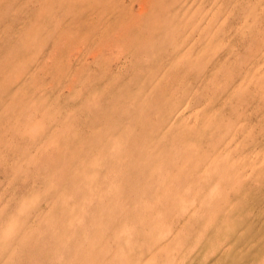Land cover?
I'll list each match as a JSON object with an SVG mask.
<instances>
[{"label": "rangeland", "instance_id": "rangeland-1", "mask_svg": "<svg viewBox=\"0 0 264 264\" xmlns=\"http://www.w3.org/2000/svg\"><path fill=\"white\" fill-rule=\"evenodd\" d=\"M254 3L0 0V124L28 90L71 121L69 153L84 158L100 131L118 134L113 152L129 148L126 166L94 172L97 199L85 201L95 206L108 264H264V176L243 174L239 147L254 136L247 151L264 150V16ZM34 115L33 139L47 112L33 123ZM193 162L212 184L204 215L180 183ZM19 174L0 161V192ZM225 183L227 201L213 208ZM140 188L128 211L125 192Z\"/></svg>", "mask_w": 264, "mask_h": 264}, {"label": "clouds", "instance_id": "clouds-1", "mask_svg": "<svg viewBox=\"0 0 264 264\" xmlns=\"http://www.w3.org/2000/svg\"><path fill=\"white\" fill-rule=\"evenodd\" d=\"M253 8L254 11L259 9L256 15L264 16V0H255ZM158 39L162 47L167 43L170 48L165 33L162 32ZM116 51L123 55V46L117 44ZM24 87L25 84H21L19 88ZM44 100L47 103H42ZM34 102L36 109L32 108ZM45 112L43 131L33 139L28 134V116L35 113L34 123ZM4 116L5 120L0 124V144L5 150L0 151V161L10 170L19 169L20 174L13 185L0 192V264H108L111 253L100 221L95 217V206H89L85 201L97 199L95 186L90 181L94 172L101 171L102 175L126 166L129 148L113 152L118 134L100 131L95 142L88 145L84 158L69 153V142L77 139L72 133H65L66 127L72 125L71 121L66 123V115L51 98L28 90ZM53 139L54 146L50 143ZM253 140L254 136L239 146L243 157L242 172L264 176V150L247 151ZM9 143L14 145V150H7ZM83 151L81 143L77 152ZM202 171L193 162L180 176L181 186L190 188L187 199L197 201L194 211L199 215L207 212L201 200L206 202L205 193L212 186L205 184ZM17 183L26 186V190L18 193L13 187ZM229 183L221 186L212 202L213 208L221 209L226 203L231 191ZM125 196L128 211H134L143 190L140 188L131 195L125 192ZM82 208L87 209L86 214ZM112 210L107 209L105 215ZM114 210L120 211L115 206ZM80 216L82 222L76 220Z\"/></svg>", "mask_w": 264, "mask_h": 264}]
</instances>
